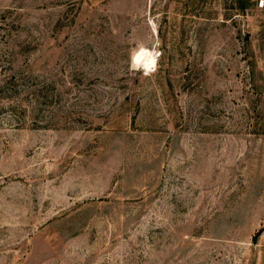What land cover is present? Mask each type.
<instances>
[{
    "label": "rangeland",
    "instance_id": "374dc122",
    "mask_svg": "<svg viewBox=\"0 0 264 264\" xmlns=\"http://www.w3.org/2000/svg\"><path fill=\"white\" fill-rule=\"evenodd\" d=\"M255 3L0 0V264H264Z\"/></svg>",
    "mask_w": 264,
    "mask_h": 264
},
{
    "label": "clouds",
    "instance_id": "9594fccd",
    "mask_svg": "<svg viewBox=\"0 0 264 264\" xmlns=\"http://www.w3.org/2000/svg\"><path fill=\"white\" fill-rule=\"evenodd\" d=\"M261 6H264V0H261ZM161 55L162 53L155 47L149 49L141 45L131 55L129 70L142 72L145 77H151L158 71Z\"/></svg>",
    "mask_w": 264,
    "mask_h": 264
},
{
    "label": "built area",
    "instance_id": "2783aa9c",
    "mask_svg": "<svg viewBox=\"0 0 264 264\" xmlns=\"http://www.w3.org/2000/svg\"><path fill=\"white\" fill-rule=\"evenodd\" d=\"M256 7L260 10H263L264 9V6H261V0H256V3H255Z\"/></svg>",
    "mask_w": 264,
    "mask_h": 264
}]
</instances>
